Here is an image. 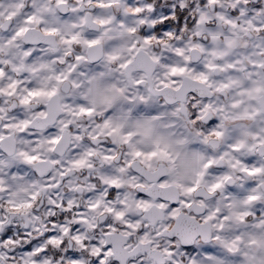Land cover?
Masks as SVG:
<instances>
[{
	"label": "snow or ice",
	"instance_id": "snow-or-ice-1",
	"mask_svg": "<svg viewBox=\"0 0 264 264\" xmlns=\"http://www.w3.org/2000/svg\"><path fill=\"white\" fill-rule=\"evenodd\" d=\"M0 264H264V0H0Z\"/></svg>",
	"mask_w": 264,
	"mask_h": 264
}]
</instances>
